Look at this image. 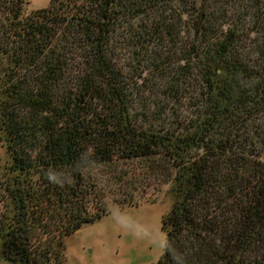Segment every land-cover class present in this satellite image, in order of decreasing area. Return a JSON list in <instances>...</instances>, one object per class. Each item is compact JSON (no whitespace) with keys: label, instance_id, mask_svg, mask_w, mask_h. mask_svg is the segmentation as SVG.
Returning a JSON list of instances; mask_svg holds the SVG:
<instances>
[{"label":"trees","instance_id":"trees-1","mask_svg":"<svg viewBox=\"0 0 264 264\" xmlns=\"http://www.w3.org/2000/svg\"><path fill=\"white\" fill-rule=\"evenodd\" d=\"M29 3L0 0L3 264H67L109 198L161 185L152 264H264V0ZM85 151L73 185L45 179Z\"/></svg>","mask_w":264,"mask_h":264},{"label":"rangeland","instance_id":"rangeland-1","mask_svg":"<svg viewBox=\"0 0 264 264\" xmlns=\"http://www.w3.org/2000/svg\"><path fill=\"white\" fill-rule=\"evenodd\" d=\"M50 2L51 0H30L26 13L47 7ZM123 57L129 61L127 53ZM145 75L146 73L143 74ZM133 78V81H138V85L142 82L136 75ZM9 153L7 143L1 139L0 132V187L4 186L5 180L10 176ZM149 189L142 192L144 188L138 187L134 191L135 198L142 202L139 205L120 207L109 198L107 214L67 236L65 240L67 264L157 263L164 253L167 239L162 219L171 209L173 199L167 193L168 185H161L157 190ZM146 196L157 201L147 202L148 199L144 200ZM2 210H5V206L1 202L0 219ZM117 220L121 221L122 226L116 223ZM2 251L3 243H0V264H3Z\"/></svg>","mask_w":264,"mask_h":264},{"label":"clouds","instance_id":"clouds-1","mask_svg":"<svg viewBox=\"0 0 264 264\" xmlns=\"http://www.w3.org/2000/svg\"><path fill=\"white\" fill-rule=\"evenodd\" d=\"M86 157L91 158V153L87 151L82 152L80 154L79 161L69 169L58 170L55 168H50L46 170L44 173L45 179H47L49 183L55 184L59 187H64L65 185H73L76 175L81 174L84 170L82 167V162ZM116 223L122 226L120 220H117Z\"/></svg>","mask_w":264,"mask_h":264}]
</instances>
